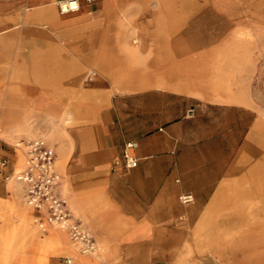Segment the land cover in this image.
<instances>
[{
  "label": "crops",
  "instance_id": "0c3cea01",
  "mask_svg": "<svg viewBox=\"0 0 264 264\" xmlns=\"http://www.w3.org/2000/svg\"><path fill=\"white\" fill-rule=\"evenodd\" d=\"M108 1L64 15L55 0L0 1V264H231L243 251L225 245L218 259L210 240H264V104L211 100L201 81L245 91V68L213 71L245 55L222 60L213 37L201 47L199 26H157L153 0ZM124 8L131 22L116 26ZM14 140L52 150L57 192L105 258L61 254L65 236L25 202Z\"/></svg>",
  "mask_w": 264,
  "mask_h": 264
},
{
  "label": "rangeland",
  "instance_id": "374dc122",
  "mask_svg": "<svg viewBox=\"0 0 264 264\" xmlns=\"http://www.w3.org/2000/svg\"><path fill=\"white\" fill-rule=\"evenodd\" d=\"M168 1H169V6L173 10L178 9L180 5H182L187 11H191L190 14L192 15H188V13L185 14L184 21L182 22L183 23L182 26H199L200 31L198 32V37L200 40L201 47L206 46L208 44V41L213 37L217 46L218 47L221 46L222 50L226 49L228 51L229 49H233L235 50L236 54H239L240 53L239 50L241 48L240 44L242 45L241 49H246L249 60L245 64L243 63L240 64L239 62H234V64L232 63L216 64L218 65L217 67L218 70L216 72L217 75L219 74L218 72L220 71L223 74L225 69H228L229 71V65H233L234 68L231 72L228 73L224 72L227 75H231V74L238 75L241 66H242V70L243 68H245L248 74V78L246 80V85H245L246 86L245 91L244 89H239L238 80L232 78L231 80L216 78V80H221L220 82H217L215 86L216 91L220 93L227 90L234 93L235 92L239 93L240 91L242 93L246 92L244 96L248 97L250 101L260 102L264 104V83H262L264 82V0H168ZM113 7H115V3L113 1L111 2L109 0L105 4L106 10H110ZM164 10L165 9H163L162 11L163 13L165 12ZM123 16H130L132 18L131 15H128L127 9L124 8L121 10L120 15L117 16L115 20L116 26H129V23L131 22V18L129 22L124 21L123 25L118 24L117 20L119 19L120 21H122L121 19L123 18ZM146 18H148V15L142 14L140 15L139 21H141L140 23H144L143 26H150L151 24L146 23L147 21ZM171 24L172 22L167 21V26H171ZM173 26H175V24ZM239 32H246L249 34V36L245 38L239 37L238 36ZM186 33L187 35H189L187 37H191L192 35L191 31ZM225 44L226 45L233 44L234 47H230V48L228 46L225 47ZM222 52L223 51L219 52V54L223 55ZM209 80L210 79H205L201 81V83L203 85L210 86ZM230 81H232V83L228 84ZM37 137H44V136L38 135L31 138H37ZM17 142L18 141L14 140L13 144ZM19 147H20L19 150H17L18 160L14 166V173L18 172L23 166L24 148L21 145ZM56 166H58L57 163L54 165L55 170L57 171ZM9 179H7L6 182H9L10 181ZM62 190L64 193H66L64 187L62 188ZM63 192L61 194L65 196ZM32 219L33 218H31V223L34 226H36L35 225L36 223L32 222L34 219L33 220ZM61 229L62 228H60L58 225L47 226V230L48 231L52 230L54 233L55 231L60 232ZM63 232L65 233V238L67 242L65 245L63 244L62 246H65L66 248L67 246H70L74 250L75 256L78 255L85 257L86 255L79 253L77 245L71 241L66 231ZM216 240L217 242H215ZM216 240H210V243L215 246V256L217 255L218 256V257L216 256L217 258L221 257L222 259L225 257L221 254V252L224 251V246L226 245V246H230L233 252L243 251L242 254L234 253L231 256V258L228 259L231 261V264H264V240H261L263 244L253 243L255 240L253 238L232 239L231 242L230 240L225 241L224 239H216ZM206 241H207L206 239L195 240V245L207 246L208 244ZM99 245L100 244L98 243V240L97 242L95 241L96 250L94 249L93 252L88 255L97 257L96 254ZM256 246L261 247V249H263V253L256 254L255 252L257 250H260L259 248H256ZM61 254L69 256L66 253H61ZM199 259L200 256L198 254H188L185 255L184 257V264H195L199 261ZM221 264H224V262H222Z\"/></svg>",
  "mask_w": 264,
  "mask_h": 264
},
{
  "label": "built area",
  "instance_id": "2783aa9c",
  "mask_svg": "<svg viewBox=\"0 0 264 264\" xmlns=\"http://www.w3.org/2000/svg\"><path fill=\"white\" fill-rule=\"evenodd\" d=\"M96 0H55V6L59 14L77 12L82 3L92 5ZM16 146L24 148V160L22 168L16 173L23 185L25 202L40 214H44L46 220L52 225H58L67 231L81 253L90 254L95 248V240L92 234L85 230L66 208V200L57 192L60 176L54 167V154L42 140L18 141ZM135 143H127L123 148V159L126 167H132L136 163L133 155ZM6 161L0 160L4 166ZM191 200V195L181 196L182 202ZM37 221L42 224L41 218Z\"/></svg>",
  "mask_w": 264,
  "mask_h": 264
},
{
  "label": "bare ground",
  "instance_id": "6f19581e",
  "mask_svg": "<svg viewBox=\"0 0 264 264\" xmlns=\"http://www.w3.org/2000/svg\"><path fill=\"white\" fill-rule=\"evenodd\" d=\"M154 1V7H156V10H155V15H154V20H155V22H156V24H157V26H164V22H165V26H167V21H169V22H172V24H171V26H173L174 24H175V26H179V24H180V22H183L184 21V17H185V14H187L188 13V15H192V14H190L191 13V11H187L185 8H184V6H182V5H180V7L178 8V9H171V7L169 6V1L168 0H153ZM151 3H153V2H151ZM150 4V3H149ZM163 9H165L164 11V13L162 12L163 11ZM153 16V15H152ZM130 16H123V18L121 19L122 21H118V24L120 25H123L124 24V21H130ZM255 34V33H254ZM236 35V34H235ZM238 36L239 37H242V38H245V37H248L249 36V34L248 33H246V32H239V34H238ZM256 36V35H255ZM258 37V36H257ZM257 43H258V41H257ZM222 60H224V58L225 57H233V56H239L240 54L241 55H245V57H243V58H245L246 59V62H248V60H249V57H248V54L247 53H244V51H241V53H239V54H236V52H235V50H233V49H229L228 51L226 50V51H223L222 52ZM252 58V57H251ZM245 62V63H246ZM226 63V62H225ZM219 64H223V63H219ZM232 64H234V63H232ZM244 64V63H243ZM256 65V64H255ZM226 66V65H225ZM253 66V65H252ZM217 67H218V65H214L213 66V71L215 72H217ZM233 65H229V71H228V69H225V72L226 73H228V72H231L232 70H233ZM242 68V67H241ZM212 69V68H211ZM244 69V68H243ZM253 70V69H252ZM247 73V72H246ZM244 77V76H243ZM241 78V77H240ZM221 80H216V79H210L209 80V83H210V87H211V90H212V94L211 95H209V96H206L207 98H209V99H211V100H220V101H228V102H240V103H249V102H251L249 99H248V97H246V96H244V95H240V94H235V93H229L228 91H226L225 92V94H218L217 92H216V84H217V82H220ZM262 83H264V82H262ZM200 95H201V93H200ZM203 95V94H202ZM262 113V115L264 116V111H262L261 112ZM23 186V185H22ZM238 194V193H237ZM235 200V199H234ZM240 202V201H239ZM241 204V203H240ZM237 206V205H236ZM240 207V206H239ZM247 209L249 208V207H246ZM251 208V207H250ZM241 215V214H240ZM256 216V215H255ZM261 219H264V217L263 218H261ZM61 228V227H60ZM235 227H233V229H234ZM242 228V227H241ZM236 229H238V230H240L238 227H236ZM61 230H63V231H66V230H64L63 228L61 229ZM60 230V232L59 231H57V233H59V234H61V235H64L65 236V233L63 232V231H61ZM235 230V229H234ZM238 230H236V231H232L228 236H237V235H239V233H238ZM242 230V229H241ZM243 231V230H242ZM240 232V231H239ZM66 233H67V231H66ZM68 234V233H67ZM241 234V233H240ZM242 235V234H241ZM69 236V235H68ZM248 236V235H247ZM246 237V236H245ZM70 238V237H69ZM197 240V239H196ZM208 240H210V238H208ZM207 242V241H206ZM215 242H217V240L215 241ZM260 242H261V240L260 239H257V240H254V242L253 243H255V244H260ZM208 243H209V241H208ZM186 244V243H185ZM202 244V243H201ZM190 246V245H189ZM78 247V246H77ZM188 247V246H187ZM186 247V248H187ZM201 247V246H200ZM206 248V247H205ZM95 249V248H94ZM96 250V249H95ZM188 250V249H187ZM208 250V249H207ZM211 250V249H210ZM78 251H79V249H78ZM191 251H192V249H191ZM103 252V248L101 247V245H99V247H98V251H97V257L98 258H105V254L104 253H102ZM183 252V251H182ZM217 252V251H216ZM66 254H68L70 257H71V259L72 260H74L75 259V254H74V250L70 247V246H68V248L66 249V252H65ZM79 253L80 254H84V255H88V254H85V253H81L80 251H79ZM92 253V252H91ZM90 253V254H91ZM252 254V253H251ZM212 255V254H211ZM253 255V254H252ZM217 256V255H216ZM192 257V256H191ZM218 257V256H217ZM214 258V257H213ZM219 258H221V257H219ZM218 258V259H219ZM192 259V258H191ZM194 260V259H193ZM192 261V260H191ZM215 261V260H214ZM230 261V260H229ZM230 263V262H229ZM174 264H184V260L182 259V258H178V260L177 261H175V263ZM201 264V263H200Z\"/></svg>",
  "mask_w": 264,
  "mask_h": 264
}]
</instances>
